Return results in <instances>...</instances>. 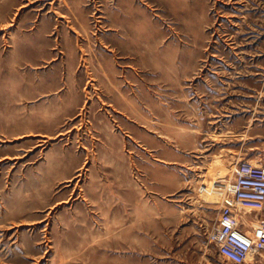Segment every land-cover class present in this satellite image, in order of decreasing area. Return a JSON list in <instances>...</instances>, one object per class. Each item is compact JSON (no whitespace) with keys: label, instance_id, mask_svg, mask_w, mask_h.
I'll list each match as a JSON object with an SVG mask.
<instances>
[{"label":"rangeland","instance_id":"1","mask_svg":"<svg viewBox=\"0 0 264 264\" xmlns=\"http://www.w3.org/2000/svg\"><path fill=\"white\" fill-rule=\"evenodd\" d=\"M242 162L264 0H0V264H232L191 188Z\"/></svg>","mask_w":264,"mask_h":264},{"label":"built area","instance_id":"2","mask_svg":"<svg viewBox=\"0 0 264 264\" xmlns=\"http://www.w3.org/2000/svg\"><path fill=\"white\" fill-rule=\"evenodd\" d=\"M219 186L212 183L199 190L222 194L218 223L208 240L222 258L232 264H246L264 252V165L242 162L234 177ZM250 211H258L260 216L256 218Z\"/></svg>","mask_w":264,"mask_h":264},{"label":"crops","instance_id":"3","mask_svg":"<svg viewBox=\"0 0 264 264\" xmlns=\"http://www.w3.org/2000/svg\"><path fill=\"white\" fill-rule=\"evenodd\" d=\"M19 91H20V89H19ZM202 186H200L199 188L197 187H195V188H191V190H193V191H199L200 190V188H201ZM203 191V190H202ZM188 197H191V198H194V197H197V194H192V195H189ZM191 198H189V199H191ZM207 202L208 203H211V202H209L208 200H207ZM218 203V202H217ZM222 203V202H221ZM221 203H220V206L219 207H221ZM257 261L258 262H261L262 260L261 259H257ZM257 261H254V262H257Z\"/></svg>","mask_w":264,"mask_h":264},{"label":"bare ground","instance_id":"4","mask_svg":"<svg viewBox=\"0 0 264 264\" xmlns=\"http://www.w3.org/2000/svg\"><path fill=\"white\" fill-rule=\"evenodd\" d=\"M257 163L259 164V163H261V162H257ZM262 164H264V163H262ZM262 164H261V165H262ZM251 212H253V211H250L249 214H250ZM255 217L258 218L257 216H255Z\"/></svg>","mask_w":264,"mask_h":264}]
</instances>
